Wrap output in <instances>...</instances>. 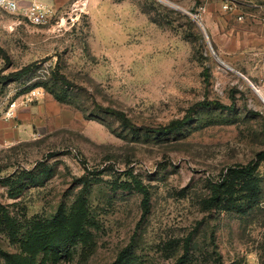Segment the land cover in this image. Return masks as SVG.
<instances>
[{
    "label": "rangeland",
    "instance_id": "374dc122",
    "mask_svg": "<svg viewBox=\"0 0 264 264\" xmlns=\"http://www.w3.org/2000/svg\"><path fill=\"white\" fill-rule=\"evenodd\" d=\"M74 2L44 25L0 8V264H219L213 241L222 264H264V188L248 213L205 203L233 167L264 187V0ZM205 99L236 108L155 130ZM79 207L88 243L56 256L52 223Z\"/></svg>",
    "mask_w": 264,
    "mask_h": 264
},
{
    "label": "trees",
    "instance_id": "16d2710c",
    "mask_svg": "<svg viewBox=\"0 0 264 264\" xmlns=\"http://www.w3.org/2000/svg\"><path fill=\"white\" fill-rule=\"evenodd\" d=\"M0 52L2 49L0 47ZM36 65V63H31L26 65L24 68L18 71L10 73L8 76L4 77L6 80H11L16 77L22 76L31 71V69ZM54 77L57 80H61L63 83L73 86L74 84L58 70L55 71ZM58 96V95H57ZM216 107L219 109L234 110L236 108V103L233 101L231 105H226L219 100H209L205 99L198 102L190 113L183 119H177L166 126L156 127L157 131H167L174 130L178 126H182L187 123L192 118L193 111L198 107ZM101 107V106H100ZM105 111L113 114L119 115L127 124L132 125L131 121L127 118L124 112L117 109L106 108ZM259 156H264V151L258 153ZM249 167H233L231 168L224 177L213 184L211 196L205 201L210 209L215 206L221 207L226 211H240L243 213H248L255 205L259 203L262 196V179L259 176L253 174V169ZM137 188L141 190L144 194H148L147 188L142 184L141 181L134 180ZM148 198V196H147ZM84 203V202H83ZM82 203V204H83ZM149 201L147 200L146 206H148ZM65 210L63 214L58 215L59 219L52 223V238L49 241L48 248L51 253L56 254V256H61L63 254L69 253V250L79 242L88 243L86 239V232L82 230L88 215L83 207L76 208L75 211ZM148 212V211H146ZM147 214V213H145ZM213 252L218 254V257L214 259V263L222 264L221 255L217 251V243L213 241ZM190 250L187 246L186 254H189ZM119 255L117 260L112 264H139V261L133 251H125ZM10 264H34V261H26L22 257L16 255H7Z\"/></svg>",
    "mask_w": 264,
    "mask_h": 264
},
{
    "label": "built area",
    "instance_id": "2783aa9c",
    "mask_svg": "<svg viewBox=\"0 0 264 264\" xmlns=\"http://www.w3.org/2000/svg\"><path fill=\"white\" fill-rule=\"evenodd\" d=\"M88 3L89 0H75L73 8L84 10ZM0 8L11 14L22 16L34 25L47 24L56 14L54 5L46 0H33L28 5H21L18 0H0Z\"/></svg>",
    "mask_w": 264,
    "mask_h": 264
},
{
    "label": "crops",
    "instance_id": "0c3cea01",
    "mask_svg": "<svg viewBox=\"0 0 264 264\" xmlns=\"http://www.w3.org/2000/svg\"><path fill=\"white\" fill-rule=\"evenodd\" d=\"M19 2H20V4L21 5H28V4H30V2L31 1H33V0H18ZM46 1H48V2H52L53 0H46ZM52 4V3H51Z\"/></svg>",
    "mask_w": 264,
    "mask_h": 264
},
{
    "label": "bare ground",
    "instance_id": "6f19581e",
    "mask_svg": "<svg viewBox=\"0 0 264 264\" xmlns=\"http://www.w3.org/2000/svg\"><path fill=\"white\" fill-rule=\"evenodd\" d=\"M258 94L263 98V100H264V97L260 94V92L258 91Z\"/></svg>",
    "mask_w": 264,
    "mask_h": 264
},
{
    "label": "water",
    "instance_id": "95a60500",
    "mask_svg": "<svg viewBox=\"0 0 264 264\" xmlns=\"http://www.w3.org/2000/svg\"><path fill=\"white\" fill-rule=\"evenodd\" d=\"M256 91L258 92V90L256 89Z\"/></svg>",
    "mask_w": 264,
    "mask_h": 264
}]
</instances>
